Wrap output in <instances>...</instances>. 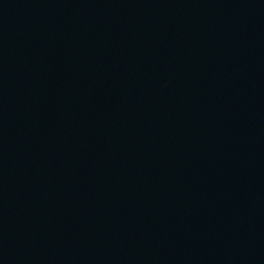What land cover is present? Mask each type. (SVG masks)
<instances>
[{
    "label": "water",
    "instance_id": "1",
    "mask_svg": "<svg viewBox=\"0 0 264 264\" xmlns=\"http://www.w3.org/2000/svg\"><path fill=\"white\" fill-rule=\"evenodd\" d=\"M0 264H264V0H0Z\"/></svg>",
    "mask_w": 264,
    "mask_h": 264
}]
</instances>
